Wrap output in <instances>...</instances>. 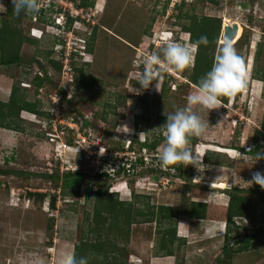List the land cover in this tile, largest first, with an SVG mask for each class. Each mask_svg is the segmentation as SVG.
<instances>
[{"label":"rangeland","instance_id":"obj_1","mask_svg":"<svg viewBox=\"0 0 264 264\" xmlns=\"http://www.w3.org/2000/svg\"><path fill=\"white\" fill-rule=\"evenodd\" d=\"M86 1L89 6H81L80 0H40L37 14L15 15L10 0H0V45H16L21 57L18 64L0 66V102L8 101L13 87L17 97L27 101L24 107L39 114L22 110L10 117L7 107L3 108V123L18 129L0 127V264H32L37 255L45 264H62L63 257L75 253L88 264H170L165 256L173 264H217V255L221 264H264V189L258 197L257 185L248 183L253 173H264V159L255 161L254 154H264V0ZM58 6L75 11L74 25L79 29H72L73 21L71 32L65 33L66 24L64 29L56 27V21L61 24L65 19L64 13L61 19L54 18ZM224 18L238 25V35L231 43L244 60L246 85L214 109L191 106L208 122L204 134L191 137L195 143L189 142L192 151L203 156L204 167L162 168L158 156L165 135L163 124L170 113L188 106L187 97L195 91L186 79L192 62L182 71L161 72L154 79L156 89L150 85L137 94L133 89L139 88L136 74L142 70V56L161 49L166 41L191 47L202 31L213 33L218 21L213 48L209 39L200 45L213 64L224 42ZM200 19L208 20L201 25ZM74 40L80 45L86 41V52L72 60L71 78L62 79L59 53L72 49ZM81 74L94 80L91 87H79ZM45 75L48 81L40 91L35 90L34 77ZM21 81L28 84L26 90L18 89ZM61 90L68 105L64 103L60 111L70 107L90 123L84 124V135L78 138L73 133L67 139V131L62 133L61 126L47 122L51 118L45 115L47 95ZM51 136L57 141L50 142ZM76 139L81 142L76 144ZM69 142H73L71 147ZM141 143L148 146L140 147ZM73 167L84 173L86 185L92 187L89 196L83 195V188L78 192L74 187L63 189L61 180L50 182L40 176L60 175ZM99 173L106 176L96 183L92 178ZM95 189L98 196L92 194ZM234 189L251 206L233 221L240 227L253 212L257 228L247 222L245 231H237L227 222V193ZM51 195L53 208L48 206ZM108 199L122 203L113 210L120 224L109 229L103 226L99 234L89 233L94 224L93 205L104 212ZM191 201L204 203L203 218L222 217L228 239L235 236L240 241L253 235L258 240L249 239L245 251L226 259L220 253L224 234L219 237L209 230L202 236L191 231L196 218L173 213L166 217L159 208L176 209ZM184 224L190 234L178 238L176 229L182 235ZM96 237L112 246L113 253L91 250L88 243H96ZM195 246L204 249L197 252Z\"/></svg>","mask_w":264,"mask_h":264},{"label":"clouds","instance_id":"obj_2","mask_svg":"<svg viewBox=\"0 0 264 264\" xmlns=\"http://www.w3.org/2000/svg\"><path fill=\"white\" fill-rule=\"evenodd\" d=\"M10 2L15 15H20L22 12L24 14H37L39 12L40 0H10ZM65 12L73 17L72 29H79V26L74 25L77 15L68 11ZM64 22L65 19L61 24L56 21L55 25L64 29ZM72 29L65 30V33L71 32ZM81 43L82 45L79 44V40H74L72 44L73 48L76 49L77 58L85 53L84 43ZM207 43L208 40L205 36H201L193 42L191 47L175 41H166L161 49L144 54L142 56V70L136 74V83H138L139 88H132L133 91L139 94L147 90L150 85L156 89L154 79L161 72L184 70L192 62V51L199 45H206ZM245 85L244 60L237 54L232 43L229 40H224L214 56V62L210 69L199 79L195 85L194 93L187 97L188 106L177 108L166 117L163 124L164 140L158 156L160 166L167 168L170 165L183 164L184 167L192 165L197 170L204 167L201 163L203 156H198L192 151L189 140L191 137L202 136L208 122L202 121L191 106L200 105L209 110L214 109L219 104L220 97L234 96ZM103 151L104 149L100 150L101 153ZM247 151L251 152V149ZM254 154L255 161L264 159V154L260 152ZM248 183H254L264 189V173H253ZM32 264H45V261L37 255L33 258ZM62 264H88V261L85 257L76 258L73 254L63 257Z\"/></svg>","mask_w":264,"mask_h":264},{"label":"trees","instance_id":"obj_3","mask_svg":"<svg viewBox=\"0 0 264 264\" xmlns=\"http://www.w3.org/2000/svg\"><path fill=\"white\" fill-rule=\"evenodd\" d=\"M79 4L81 6H89L90 3H88L86 0H80ZM56 15L60 12V10L56 9ZM65 14V19L66 21L64 22V25L66 24V30H70L69 28L71 27V21H73V17L69 16L67 14V12L64 13ZM208 19H200L199 22L201 25H204L205 22ZM213 33L210 34V32H205L202 31L201 35L207 37V39H209V42L211 41V48H213V45L215 43V39H216V35H217V31L219 30V22L217 21V23L213 26ZM3 33V31H1ZM61 42H64V38L61 40ZM83 43L85 44L86 41H83ZM1 46V45H0ZM84 51H85V45H84ZM64 49V48H63ZM62 49V52H63ZM86 52V51H85ZM62 56V53H59ZM73 56L76 57L75 54H72L71 56V61H70V71H74V66H73ZM62 58V57H61ZM21 61V57L18 55V50H17V46L10 44V45H2L0 47V66H6V65H13V64H18ZM58 67L61 68V62H58ZM54 67H57L56 63H53ZM212 65V57L208 54L207 50H204L201 48V46L199 45L198 47H196V50L193 54V59H192V63H191V72L186 76V79L189 83H191L192 85H196L197 82L199 81V79L210 69ZM81 71V70H79ZM45 81H48V77L45 75L43 78L42 77H34L33 80V84L35 86V90L38 91V89H40L41 84ZM94 80L90 77L87 76L85 77L83 74L80 75V82L78 83L79 87H83V88H89L93 85ZM20 83V82H19ZM68 85V84H67ZM67 85H64V87ZM20 86V84H19ZM27 87H18V89L20 91L26 90ZM58 94L61 95V103L62 105L67 104L68 105V100H66L65 98V93L64 91H59L57 92ZM20 96L17 97V89L11 87V91L9 93V98L8 101L6 103H2L0 102V127L6 128V129H12V130H17V126H13V125H9V123H3V118L4 112H3V108L6 106L8 111L10 112L9 115H11L10 117H16L17 115H19V113L22 110H25L31 114H34L36 116H39L38 111H36L34 108L31 107V109H28L27 107H24L25 105H28L27 101H22ZM220 103H226L227 101V97H220L219 98ZM21 103H25L23 105H21ZM27 108V109H26ZM30 108V107H29ZM46 112V111H45ZM62 113L64 114V116H71L73 118V120L77 123L81 124L80 128H86L84 127V124L88 123L86 121V119L84 118V116L82 114H76L75 112L72 113L70 111V107L67 108V111H62ZM49 112L45 113V115L48 116ZM8 115V116H9ZM46 117V116H45ZM48 120V119H47ZM90 123H88L89 125ZM90 126V125H89ZM262 128L264 129V125L262 126ZM81 129V130H82ZM71 134V131H69L67 133V139H69V135ZM68 142V141H66ZM190 143H195V139L194 138H190L189 140ZM69 146L73 145V142H69L66 143ZM143 146H148V144L145 143H141L140 147ZM151 148L154 147V144H150L149 145ZM205 157V156H204ZM208 157V156H207ZM205 157V158H207ZM206 160V159H205ZM140 161V159L138 160ZM75 165V164H74ZM177 168L178 170L181 168V164L179 165H170L167 168H171L174 167ZM114 174H118V170L114 171ZM40 176L48 179L50 182H54L56 180H61L60 186L65 189L68 187H74L76 192L79 191V188H83V195L85 196H89V193L92 190V187L90 185H86L87 181H84V173L81 172L80 169H78L77 167H75L73 170H69L66 169L64 172H62L60 175L57 174H41ZM101 176H106V173H99L97 175L93 176V181L96 182V180L101 177ZM90 182V181H88ZM97 183V182H96ZM225 190V189H224ZM238 189H234V191H229L227 193L228 196V200H227V205H226V215L225 218L227 220V222L229 224H231L233 226V228H235V230L239 231V230H244L245 224H247V222H249V224L251 225H257L256 221H255V216L253 215V212L248 215V220H246L247 222L240 226L237 225L234 221L233 218H241V214H243V212L245 210H247V208H249L251 206L250 201L248 200V198L245 195H239L238 193ZM258 193H261V188L259 185H257V190ZM95 193L97 196L99 194V192L95 189L93 190L92 194ZM35 193H29L28 196H33ZM38 196V200H42L43 195L41 193L36 194ZM111 194L107 195V196H111ZM35 196V195H34ZM99 203V201H98ZM108 203V209L104 212L99 213V210L96 207V204L93 205V216H92V222L94 223L92 226H90L88 231L89 233H95V234H99L101 233L100 231L103 230V226H107L106 229H109L111 227H117L120 224L119 218L117 216L118 213L113 211L114 207H122V203L121 201H116V200H112V199H108L107 200ZM48 206L50 208H53L54 206V196L51 195L48 198ZM162 210V213L166 216L169 217L171 213H173L174 215H184L190 218H196V219H202L204 217V213H205V205L202 202H198V201H191L188 204H181L179 207H177L176 209H172L171 206H160L159 207ZM256 215V213H255ZM111 218V219H110ZM110 219V220H109ZM106 221L108 223H106ZM227 223V224H228ZM256 223V224H255ZM107 224V225H106ZM241 225V224H240ZM227 227V225H226ZM224 226V243L221 245L220 248V253L223 255L224 258L226 259H230L232 254H237L240 253L242 251H245L248 248V240L251 239L252 242L253 240H258L256 239L255 236L250 235L248 237H245L243 239H241L239 241V239H237V237H232L231 239H228V227L226 228ZM225 228L227 229L225 231ZM257 228V227H255ZM257 230V229H256ZM245 231V230H244ZM173 232H171V236L172 237ZM97 242L92 244V243H88V247L93 250V251H101L103 253H113L114 248H112V246L108 247L109 244H103L102 242H99L100 239L98 237H96L95 239ZM229 240V241H228ZM171 243V240L168 239V244ZM83 244V243H82ZM120 250H123L122 248ZM170 252L168 251V253H166V255H169ZM76 258H78V254L75 253L74 254ZM105 255V254H104ZM216 260L218 261L217 264H221V262H219L220 257H215ZM124 259V258H123ZM122 262V260H121ZM122 264V263H121ZM216 264V263H214Z\"/></svg>","mask_w":264,"mask_h":264},{"label":"built area","instance_id":"obj_4","mask_svg":"<svg viewBox=\"0 0 264 264\" xmlns=\"http://www.w3.org/2000/svg\"><path fill=\"white\" fill-rule=\"evenodd\" d=\"M48 2H49V0H48ZM48 2H46V3H48ZM55 8L58 9V10H60V12L58 13V15L56 16L57 18L60 17V19H61L62 15H63V13L65 11H68L70 13L75 14L74 13L75 11L74 10H71V8H65V7H62V6L61 7L58 6V7H55ZM57 18H55V19L57 20ZM64 44H65V42H64ZM72 54H75L76 55V49L72 48L69 51H67L66 49H63L62 58H61L62 61H60L61 62V69L63 71L62 72L63 73L62 79H67V77H70L71 76L70 75V72H71L70 71V60H71L70 58H71ZM76 58H77V55H76V57L73 56V59H76ZM19 84L22 87H27L28 86V84L25 83V82H23V81H21ZM40 90L41 89H38V91H40ZM47 96L49 97V99H48L49 100L48 101L49 111L48 112H49V114H51V118H49L47 120V122H51V125L53 127H55L57 125L61 126V128L64 129V130H60L62 133H63V131H67V132L71 131V134L76 133L77 138H78V135H80V134L81 135H84V128L83 129L80 128L81 127V124L80 123L75 122L71 116H64V118L61 117V115L63 116V113L60 111L61 107H63L62 106V103H61V95L58 94V93H49ZM65 98H67V97H65ZM79 139L82 142L85 141L84 138H81L80 137ZM79 139L78 140L77 139L74 140L76 144H78L79 142H81ZM55 141H57V138L51 136L50 137V142H55ZM67 146H69V145H67ZM69 147H71V146H69ZM74 168L75 167H73L71 169H74ZM234 222L236 224H238L237 221H234Z\"/></svg>","mask_w":264,"mask_h":264},{"label":"crops","instance_id":"obj_5","mask_svg":"<svg viewBox=\"0 0 264 264\" xmlns=\"http://www.w3.org/2000/svg\"><path fill=\"white\" fill-rule=\"evenodd\" d=\"M14 131H16V130H14ZM211 188L215 189L214 187H211ZM216 189H218V188H216ZM221 219H222V217H213V218L212 217L211 218L207 217V218H202V219H195V220L192 221V223L195 224V227L192 226L191 228L193 230H191V231H195L196 233L201 232L202 233V236H203V234H206V232H208L209 230H212V231L215 230L216 231V235L219 236V237H222L224 227H221L222 226V220ZM204 221L205 222L207 221L208 224L202 223ZM202 230H203V232H202ZM182 232H183V234L182 235H179L178 234V231L176 229V236L178 238H186V237L189 236L190 232H189V228H188V226H186V224H184V227L182 229ZM218 241L219 240H217V242ZM195 247H197L196 248L198 250L197 252H201V250L204 249V246H199V247L198 246H195ZM207 254H208V252H207ZM213 256H214V254L212 255V257ZM165 257L167 258V259L165 258L166 261L170 262V264H173V262L170 261V257L169 256H165ZM217 257H220V256L217 255ZM158 259L160 261V258H158Z\"/></svg>","mask_w":264,"mask_h":264},{"label":"bare ground","instance_id":"obj_6","mask_svg":"<svg viewBox=\"0 0 264 264\" xmlns=\"http://www.w3.org/2000/svg\"><path fill=\"white\" fill-rule=\"evenodd\" d=\"M58 22V21H57ZM231 25H235L236 26V31L234 33V35L230 38V39H227L226 37L223 36V33H224V29L225 27H230ZM221 29H222V34H221V37L224 39V40H229L230 42H232L234 39H236L237 35H238V25L235 23V22H230V20L228 19H223L222 20V25H221ZM212 187V186H211Z\"/></svg>","mask_w":264,"mask_h":264},{"label":"water","instance_id":"obj_7","mask_svg":"<svg viewBox=\"0 0 264 264\" xmlns=\"http://www.w3.org/2000/svg\"><path fill=\"white\" fill-rule=\"evenodd\" d=\"M236 31V26L231 25L230 27H225L223 36L226 37L227 39H230Z\"/></svg>","mask_w":264,"mask_h":264},{"label":"flooded vegetation","instance_id":"obj_8","mask_svg":"<svg viewBox=\"0 0 264 264\" xmlns=\"http://www.w3.org/2000/svg\"><path fill=\"white\" fill-rule=\"evenodd\" d=\"M261 193H257V196L260 197ZM257 227V225H255Z\"/></svg>","mask_w":264,"mask_h":264}]
</instances>
